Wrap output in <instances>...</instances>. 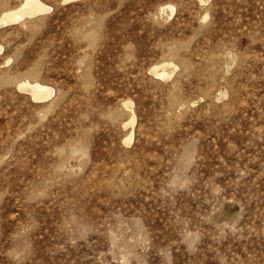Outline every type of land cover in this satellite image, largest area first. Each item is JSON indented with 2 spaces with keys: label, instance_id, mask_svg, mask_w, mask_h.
I'll use <instances>...</instances> for the list:
<instances>
[{
  "label": "rangeland",
  "instance_id": "obj_1",
  "mask_svg": "<svg viewBox=\"0 0 264 264\" xmlns=\"http://www.w3.org/2000/svg\"><path fill=\"white\" fill-rule=\"evenodd\" d=\"M43 1L0 30V264H264V0Z\"/></svg>",
  "mask_w": 264,
  "mask_h": 264
},
{
  "label": "bare ground",
  "instance_id": "obj_2",
  "mask_svg": "<svg viewBox=\"0 0 264 264\" xmlns=\"http://www.w3.org/2000/svg\"><path fill=\"white\" fill-rule=\"evenodd\" d=\"M201 1L205 2V0ZM50 10L51 6L45 3L43 0H22V2H20L16 6L6 7L2 10L0 14V30L3 27H7L9 25L27 22L28 20L40 17ZM175 10L176 7L173 4H165L161 7V15H169L170 13H174ZM3 49V46L0 45V55L2 54ZM231 61L233 62L234 60ZM178 68L179 66L175 62L171 60H164L162 62L154 64L151 67L150 71L156 77L168 80L175 74V71ZM18 87L20 90L28 93L31 96L32 100L36 103H47L55 93V89L51 85L44 83L38 79H32L29 77L19 81ZM123 106L131 112V119L124 125L125 128H131L129 133L125 136L124 140V143L126 145H129L133 142L135 137L134 128L136 123V112L132 100H125L123 102Z\"/></svg>",
  "mask_w": 264,
  "mask_h": 264
}]
</instances>
